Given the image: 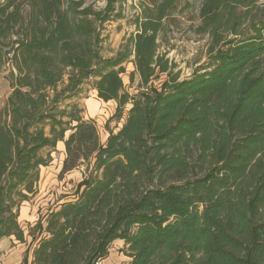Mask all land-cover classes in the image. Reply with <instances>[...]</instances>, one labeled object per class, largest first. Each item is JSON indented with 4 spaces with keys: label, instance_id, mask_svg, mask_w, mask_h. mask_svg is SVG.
Wrapping results in <instances>:
<instances>
[{
    "label": "trees",
    "instance_id": "1",
    "mask_svg": "<svg viewBox=\"0 0 264 264\" xmlns=\"http://www.w3.org/2000/svg\"><path fill=\"white\" fill-rule=\"evenodd\" d=\"M149 2L105 57L100 27L123 19L118 0H0L12 89L0 109V241L26 243L21 207L59 143L62 176L87 164L77 197L34 227L31 264H99L116 241L129 264H264V15L247 0H202L207 62L181 80L160 52L179 0ZM86 88L115 102L118 120L129 107L105 143L79 103Z\"/></svg>",
    "mask_w": 264,
    "mask_h": 264
},
{
    "label": "rangeland",
    "instance_id": "2",
    "mask_svg": "<svg viewBox=\"0 0 264 264\" xmlns=\"http://www.w3.org/2000/svg\"><path fill=\"white\" fill-rule=\"evenodd\" d=\"M64 2L81 1L84 7H92L102 10L106 7L107 0H63ZM150 0H118L117 12L123 15V19L114 20L100 27L103 38L101 54L112 57L120 48L124 39L135 31V20L142 14L143 8L149 5ZM253 3V15H264V0H247ZM202 0H179L178 8L173 16L166 22L164 37L160 40V52L165 54L170 63L175 65L174 71L180 72L181 80L192 76L194 71L207 62V47L209 37L198 33L200 25L198 9ZM30 5L24 4L23 15L28 16ZM127 73L123 75L126 89L134 94L137 82L130 81L129 74L133 70L131 65H126ZM11 67L7 66L0 75V109L3 108L12 89L9 81ZM166 75H161L154 80L153 86L160 88ZM79 103L85 110L86 117L95 120L100 139L105 143L110 132H117L123 125L129 107H126L121 120L115 118L116 103H105L97 98L95 91L90 88L81 94ZM61 147V146H60ZM66 157L65 149L58 148L52 154L51 164L41 169L40 182L37 194L30 201L23 203L22 207H28V217L20 219L25 231L26 243H18L14 238L0 241V264H28L33 260V248L31 233H38L34 227L42 220L53 206L59 202L74 200L79 192V184L87 173V164L66 175H61L63 162ZM92 170V166H91ZM90 170V171H91ZM21 207V208H22ZM36 213L34 219L33 215ZM130 258L123 241H116L109 252L108 257L99 264H129Z\"/></svg>",
    "mask_w": 264,
    "mask_h": 264
},
{
    "label": "crops",
    "instance_id": "3",
    "mask_svg": "<svg viewBox=\"0 0 264 264\" xmlns=\"http://www.w3.org/2000/svg\"><path fill=\"white\" fill-rule=\"evenodd\" d=\"M89 118H92V117H89ZM61 146V147H60ZM58 148L60 149V148H64L65 149V146H64V143L63 142H61V143H59L58 144ZM62 203H64V202H59L57 205H55V206H53V208L50 210V211H47L48 213H50V212H52L58 205H60V204H62ZM28 214H29V209H28V207H22L21 208V211H20V219H22V218H26L25 216H27L28 217ZM33 216V218L32 219H34V217L36 216V213H34V214H32ZM48 215V214H47ZM47 215L42 219V221H43V223L45 222V220H46V218H47Z\"/></svg>",
    "mask_w": 264,
    "mask_h": 264
}]
</instances>
